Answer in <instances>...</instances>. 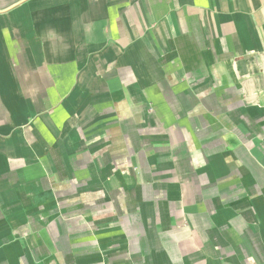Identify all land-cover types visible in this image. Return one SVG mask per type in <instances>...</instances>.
<instances>
[{
    "label": "crops",
    "instance_id": "crops-1",
    "mask_svg": "<svg viewBox=\"0 0 264 264\" xmlns=\"http://www.w3.org/2000/svg\"><path fill=\"white\" fill-rule=\"evenodd\" d=\"M0 264H264V0H0Z\"/></svg>",
    "mask_w": 264,
    "mask_h": 264
}]
</instances>
